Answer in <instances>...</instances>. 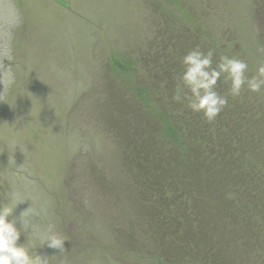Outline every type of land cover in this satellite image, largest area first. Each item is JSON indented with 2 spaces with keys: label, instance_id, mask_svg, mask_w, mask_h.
I'll list each match as a JSON object with an SVG mask.
<instances>
[{
  "label": "rangeland",
  "instance_id": "1",
  "mask_svg": "<svg viewBox=\"0 0 264 264\" xmlns=\"http://www.w3.org/2000/svg\"><path fill=\"white\" fill-rule=\"evenodd\" d=\"M193 49L254 76L264 0H0V67L16 76L0 84V205L39 213L19 240L32 254L264 264V89L232 97L222 76L228 104L206 121L180 79ZM49 224L61 251L41 246Z\"/></svg>",
  "mask_w": 264,
  "mask_h": 264
},
{
  "label": "clouds",
  "instance_id": "2",
  "mask_svg": "<svg viewBox=\"0 0 264 264\" xmlns=\"http://www.w3.org/2000/svg\"><path fill=\"white\" fill-rule=\"evenodd\" d=\"M212 57L211 51L205 54L198 49L191 50L182 59L184 72L180 77L183 87L190 92V96L185 97L188 106L193 112L203 113L208 122L214 121L228 104L227 98L216 91L217 82L222 76L230 81L229 95L232 97H239L245 87L257 94L264 89V64L257 68L254 76L248 77V64L245 61L223 56L220 63L213 67ZM15 80L11 68L0 67V84L11 87ZM174 99L180 100L181 97L177 94ZM18 203L15 207L0 205V264H46V256L37 254L36 249L32 254L25 243H19L24 232H39V227L32 223V218L39 213L28 212L29 207L18 218L9 219ZM17 219L21 223L20 228L17 227ZM65 241L56 234L54 225L49 224L41 237V246L61 251Z\"/></svg>",
  "mask_w": 264,
  "mask_h": 264
},
{
  "label": "trees",
  "instance_id": "3",
  "mask_svg": "<svg viewBox=\"0 0 264 264\" xmlns=\"http://www.w3.org/2000/svg\"><path fill=\"white\" fill-rule=\"evenodd\" d=\"M228 86L230 87V84H229V82H228ZM167 130H169V132L170 133H172L173 132V129H171V128H168ZM178 136H180L179 134H177ZM176 137V133L172 136V138H175ZM180 138H181V136H180ZM180 138H178V140H177V146H179V148L182 150V147H181V141H179V139ZM187 157L189 158V159H191L190 158V155H189V152L187 153ZM190 163H191V161H190ZM201 172H203L202 170H201ZM207 174V173H206ZM200 176L199 177H202V176H205V175H203V174H199ZM240 214H241V217H244V215L246 214L245 213V208H243V207H240Z\"/></svg>",
  "mask_w": 264,
  "mask_h": 264
}]
</instances>
